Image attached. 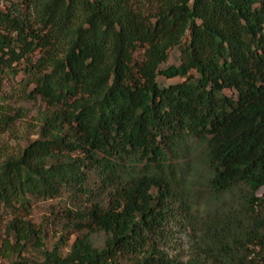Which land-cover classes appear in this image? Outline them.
Returning <instances> with one entry per match:
<instances>
[{
    "label": "trees",
    "instance_id": "trees-1",
    "mask_svg": "<svg viewBox=\"0 0 264 264\" xmlns=\"http://www.w3.org/2000/svg\"><path fill=\"white\" fill-rule=\"evenodd\" d=\"M1 70L49 105L0 160L15 264H264V0H0ZM57 197L66 252L26 218Z\"/></svg>",
    "mask_w": 264,
    "mask_h": 264
},
{
    "label": "rangeland",
    "instance_id": "rangeland-1",
    "mask_svg": "<svg viewBox=\"0 0 264 264\" xmlns=\"http://www.w3.org/2000/svg\"><path fill=\"white\" fill-rule=\"evenodd\" d=\"M17 1L15 0V2ZM37 11H33L32 9L28 15L31 17L36 28H39L41 25L38 23L39 16ZM43 17L47 21L50 14L44 12ZM180 62L181 52L175 49L172 51L169 60L161 66V69L171 64H179ZM24 79L25 77L22 74L15 76L11 71H0V116L8 114L15 120L11 124L0 126V160L9 155L17 154L28 143L39 137L40 119L42 113L49 107L41 98L28 99L22 95L20 88L25 82ZM181 79L180 77L171 79L162 77L161 81L167 84ZM30 87H33V85ZM225 92L227 94L233 93L229 89H226ZM67 199L66 197L36 198L32 203L29 213L26 214V218L31 220L42 231L44 243L49 249L53 248L57 242L66 243L67 246H65L64 250L66 252L80 233L64 211L66 205L70 204V201ZM3 214V219H0V263L15 264L14 261L20 260L17 253L5 255L4 242H6L8 236L6 224L11 216L7 212ZM95 238L97 243H102V235H97ZM190 247L191 243L189 239L181 233H176L175 242L170 252L172 254L175 253L179 257L186 258L191 252ZM251 248L257 250L259 247L252 245ZM23 255L29 259L41 260V253L34 245H30Z\"/></svg>",
    "mask_w": 264,
    "mask_h": 264
}]
</instances>
